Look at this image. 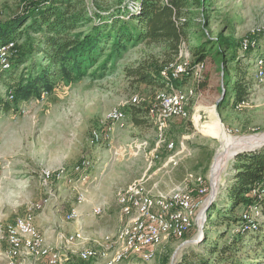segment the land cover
<instances>
[{"label":"rangeland","instance_id":"obj_1","mask_svg":"<svg viewBox=\"0 0 264 264\" xmlns=\"http://www.w3.org/2000/svg\"><path fill=\"white\" fill-rule=\"evenodd\" d=\"M35 1L38 0H0V20L33 11ZM120 1L126 3L128 0H85V4L90 14L98 7L106 13L108 11L105 10ZM212 1L207 6L209 10L206 9L208 18L200 8H193L187 15L190 25L186 46L191 53L193 46L204 41L206 36L215 38L220 32L228 35L232 26L236 39L249 37V46H252L256 56L247 62L250 70L248 79L252 82L251 94L247 102L232 108V81L227 73L228 93L219 108L217 101L224 86L220 64L208 59L199 81L189 72L180 83L181 88L194 90L188 106L189 117L173 118L166 130L167 138L178 143L174 150H167L160 142L155 122L144 114L147 107L157 105L158 92L162 88L136 82L135 77L128 74L139 63L164 61V49L160 45L139 43L130 47L105 76H87L71 84L60 82L51 93H44L41 98H32L19 105L9 100L8 86H3L0 81V172L4 177L0 185V213H6L7 218L1 224L2 229L7 222L23 213L24 202L21 203V199L25 196L33 203L48 199L45 208L36 210V214H52L51 211L62 206L59 211L60 217L64 218L69 209V203L68 207L65 206V196L77 203V190L83 191L87 197L88 191L95 192L98 185L104 184L105 195L114 201L117 189L142 176H145L147 186L149 183L163 185L170 190L178 185L186 186L196 201L211 197V192L202 196L199 184L190 178V174L201 176L205 185L213 183V203L223 207L227 194L224 187L233 174L236 152L264 147V77L260 74L264 68V0ZM135 95L139 103L133 106L132 97ZM7 101L11 105L9 110L5 109ZM118 105L128 110L127 119L121 125H112L106 115ZM129 107H136L142 124L134 123ZM211 107L216 108L224 128L236 143L242 142L233 156L225 161L216 180L211 174L221 143L216 137L202 133L195 119V115L200 114V124L210 121L207 109ZM105 126L112 128L97 142L94 132ZM253 137L262 141H253ZM82 157L91 161L90 178L86 182L73 186L67 178H57L59 171L63 168L70 171ZM43 168L51 170L54 176L44 180L41 175ZM24 182L28 186H23ZM15 201L20 204L14 206ZM120 210L118 208L117 212ZM243 210L242 206L239 207V214ZM109 213L106 208L101 215L92 213L89 217L94 222ZM210 216L206 210L203 221L197 220L183 239L170 237L164 240L158 246L154 259L130 258L119 264H175L183 254L193 249L204 251L205 244L212 242L219 232L226 231L223 238L233 233L234 223L229 226L221 219L216 220L215 214ZM255 221L263 224L262 229L248 234L243 240L242 250L236 254L244 258L245 264L258 261L264 264V260L255 258L262 253L259 245L264 243V217ZM89 263L105 264L101 260Z\"/></svg>","mask_w":264,"mask_h":264},{"label":"trees","instance_id":"obj_2","mask_svg":"<svg viewBox=\"0 0 264 264\" xmlns=\"http://www.w3.org/2000/svg\"><path fill=\"white\" fill-rule=\"evenodd\" d=\"M212 2L128 0L108 8L106 13L98 7L90 14L85 0L35 1L33 11L0 20V45L15 41L10 68L0 70V81L3 86H8L7 93L12 91L13 97L8 94L9 100L19 105L51 93L60 82L71 84L87 76L101 78L130 47L147 42L163 47L165 60L161 63L159 60L139 63L128 74L135 77L136 82L163 89L166 80L161 69L176 59L181 43L188 38L190 23L187 15L193 8H200L208 18L206 9ZM205 38L193 46L191 53L195 61L213 59L220 64L225 95L219 102V108L228 93L227 73L232 81L231 107L241 106L248 101L252 90L247 63L248 59L256 57L252 46L241 49L242 39H236L233 26L228 35L220 32L215 38ZM181 79L174 80L176 86L181 85ZM10 101L5 103L6 110L10 109ZM150 108L147 107L144 114L148 115ZM129 112L136 125L143 123L136 107H129ZM233 169L224 187L227 194L223 207L212 202L207 209L210 217L215 214L216 220L221 219L229 226L234 223L233 233L223 238L226 231L219 232L212 242L205 244L204 251L193 249L183 254L175 264H245L244 258L236 254L242 250L246 236L260 231L263 225L249 222L244 213L251 205L260 206L264 213V147L236 153ZM254 189H258L257 194H253ZM241 206L244 210L239 214ZM259 246L262 253L255 258L264 260V243ZM90 261L93 260L78 258L74 264H90Z\"/></svg>","mask_w":264,"mask_h":264},{"label":"built area","instance_id":"obj_3","mask_svg":"<svg viewBox=\"0 0 264 264\" xmlns=\"http://www.w3.org/2000/svg\"><path fill=\"white\" fill-rule=\"evenodd\" d=\"M0 13H2L1 8ZM249 42V37L242 39L241 49H247ZM14 48L15 41L13 40L0 45L1 71L10 68V57ZM205 66L204 61H195L183 41L176 59L161 69V75L166 80V84L163 89L159 90L158 103L150 108L148 116L155 122L160 142L164 143L167 150H174L178 147L173 140L170 141L166 137L168 123L173 118L189 117L188 106L194 92L191 88L188 90L176 86L174 80L181 79L191 72L199 81ZM260 74L264 77V68ZM8 94L10 98L13 97L11 90L8 91ZM137 103H139V98L135 95L132 97L131 104L137 105ZM106 116L112 125H121L127 119V111L124 106L118 105L112 107ZM111 128L105 126L102 130H95V140L100 141ZM90 168V159L82 157L70 171L65 168L59 171L57 178H67L68 182L74 186L86 182L90 178ZM41 175L47 181L54 176V173L43 168ZM190 178L199 184V193L202 196L209 195V192L212 194V182L205 185L203 177L193 174H190ZM2 180L3 174L0 172V183ZM257 193L258 189H254L253 194ZM208 197L196 201L191 190L183 185L156 194L147 187L145 176L135 179L116 190L117 202L123 216L120 228L116 232L106 233L102 237L92 239V245L80 249L78 257L84 261L102 259L105 264H119L130 258L150 261L155 258L158 246L164 240L170 237L183 239L197 220L203 221L204 210L210 199ZM85 200V193L77 190V204H81ZM47 202L48 199L30 203L22 214L17 215L12 222L7 224V247L3 252L5 264H19L20 259L26 255L43 260L47 264L75 263L66 253L50 245L35 223V211L44 209ZM200 207L203 208L200 209ZM103 212V205L92 207L94 215H101ZM258 217H264V213L258 205H251L244 213V218L251 223ZM78 218L79 213L74 206L66 214V220L72 221ZM60 238L69 247L84 238V231L82 228H78L72 233L60 235Z\"/></svg>","mask_w":264,"mask_h":264},{"label":"crops","instance_id":"obj_4","mask_svg":"<svg viewBox=\"0 0 264 264\" xmlns=\"http://www.w3.org/2000/svg\"><path fill=\"white\" fill-rule=\"evenodd\" d=\"M4 180V177H3ZM2 180V182H3ZM26 181V180H25ZM1 182V183H2ZM0 183V185H1ZM28 183L24 182L23 186H28ZM126 183L125 185H127ZM100 184L98 185V188H95V192L93 190L88 191L86 200L81 203L77 204L76 202H71L69 197H64L66 200L65 206L68 207L69 203V209L65 212L66 214L73 208L74 206L77 208V211L79 213V218L68 221L66 220V216L60 217V209L61 207H58L56 210L51 211L52 214H36L35 213V223L38 226V228L41 230V232L45 235V238L47 242L52 245L53 247L60 249L62 252L66 253L69 258L72 261H76L78 257L79 250L92 245V239L96 237H102L106 233L116 232L120 226L123 223V216L121 210L117 212V209L120 208V205L117 202L116 195L114 194V201H111V199L108 197V195H105L103 191V187ZM123 185V186H125ZM149 189L152 190L153 193H161V192H167L171 188L168 186L164 187L163 185L157 186L156 184H148L147 186ZM1 190V186H0ZM26 198V199H25ZM21 203L23 204V212L25 211L26 207L32 203L33 201L30 200L29 197H24V199H21ZM18 201H15L14 206H18L20 203H17ZM113 202V203H112ZM95 205H103L104 210L106 208L109 209V214L101 216L99 219H96L94 222H91L90 217L92 214V207ZM113 205V209H112ZM92 206V207H91ZM6 213H0V264H5V259L3 256V252L5 248L7 247V241H6V226L8 223L12 222L13 220L6 223L5 228L2 229V222L3 220L7 219ZM42 216V217H41ZM90 216V217H89ZM43 220V221H42ZM82 228L84 231V238L78 240L71 246L67 247L64 241L60 238V235L72 233L76 229ZM19 264H47L43 260L35 259L31 255L23 256L20 259ZM103 263H105L104 260L100 259Z\"/></svg>","mask_w":264,"mask_h":264},{"label":"bare ground","instance_id":"obj_5","mask_svg":"<svg viewBox=\"0 0 264 264\" xmlns=\"http://www.w3.org/2000/svg\"><path fill=\"white\" fill-rule=\"evenodd\" d=\"M207 111L210 116V121L200 124L199 123L201 117L200 114H196L195 119L198 124L199 130L202 133L212 137H216L221 143V147L219 149L218 155L216 156V160L213 165L212 174H211L214 180H216L225 161L233 156L234 150L242 142L238 141L237 144L235 138L229 135L227 130L224 128L222 121L220 120V117L218 115L219 113H217L215 107L208 108ZM256 139L262 141L260 140V138L253 137V141ZM234 145L235 147L233 148Z\"/></svg>","mask_w":264,"mask_h":264},{"label":"water","instance_id":"obj_6","mask_svg":"<svg viewBox=\"0 0 264 264\" xmlns=\"http://www.w3.org/2000/svg\"><path fill=\"white\" fill-rule=\"evenodd\" d=\"M224 95H225V91H223L222 92V96H221V98L217 101V104H219V102L221 101V99L224 97ZM238 152V151H237ZM236 152V153H237ZM214 190V189H213ZM214 193H213V191H212V194H211V197H210V199H209V202H208V205H207V207H206V209L204 210V217H205V212H206V210L208 209V207L210 206V204L213 202V195Z\"/></svg>","mask_w":264,"mask_h":264}]
</instances>
